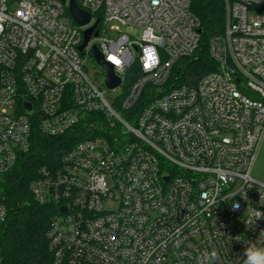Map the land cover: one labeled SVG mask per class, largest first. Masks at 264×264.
<instances>
[{"label": "built area", "instance_id": "2783aa9c", "mask_svg": "<svg viewBox=\"0 0 264 264\" xmlns=\"http://www.w3.org/2000/svg\"><path fill=\"white\" fill-rule=\"evenodd\" d=\"M75 1L87 24L70 0H0V223L1 182L35 129L73 132L71 149L29 184L58 208L52 264H243L264 230V183L251 176L264 137V0H225L224 32L209 42L217 68L195 85L174 75L200 48L191 0ZM152 49L158 63L145 70Z\"/></svg>", "mask_w": 264, "mask_h": 264}, {"label": "trees", "instance_id": "16d2710c", "mask_svg": "<svg viewBox=\"0 0 264 264\" xmlns=\"http://www.w3.org/2000/svg\"><path fill=\"white\" fill-rule=\"evenodd\" d=\"M191 10L201 24L200 48L194 56L178 62L174 75L177 83L195 85L217 68L209 42L224 32L225 0H191ZM78 139L73 132L51 136L36 128L31 150L5 175L1 184L8 217L0 223V264H52L47 232L58 208L37 202L29 184L40 165L56 163Z\"/></svg>", "mask_w": 264, "mask_h": 264}, {"label": "clouds", "instance_id": "9594fccd", "mask_svg": "<svg viewBox=\"0 0 264 264\" xmlns=\"http://www.w3.org/2000/svg\"><path fill=\"white\" fill-rule=\"evenodd\" d=\"M152 2L155 5L159 3V0H152ZM18 15L27 18L24 12H19ZM142 62L145 70L154 67L158 63V55L156 54L155 49L147 52L146 57L143 58ZM116 63H120V61H116ZM234 207H238V205H234ZM262 244H264V230L261 231L258 240L247 242V247L243 252V264H264V246H261Z\"/></svg>", "mask_w": 264, "mask_h": 264}, {"label": "water", "instance_id": "95a60500", "mask_svg": "<svg viewBox=\"0 0 264 264\" xmlns=\"http://www.w3.org/2000/svg\"><path fill=\"white\" fill-rule=\"evenodd\" d=\"M69 9H70L71 15L79 24L84 25L90 21L91 15L87 11L80 9L77 6L75 0H70ZM98 22H99V20H96L95 24L85 31V39H84V43L81 46V48L84 47L87 44V42L89 41V39L92 35V32H93L95 26L98 24ZM97 34H98V32L95 31L94 35L97 36ZM92 51L98 60L102 58L101 53L99 52V50L95 46L92 47ZM102 63L108 72V77L106 80L107 85L110 88H114V87L118 86L120 84V79L115 76V74L113 72V66L108 62L103 61ZM27 108L28 109L30 108L29 104L27 105ZM60 210L63 211V210H65V208L61 207Z\"/></svg>", "mask_w": 264, "mask_h": 264}, {"label": "rangeland", "instance_id": "374dc122", "mask_svg": "<svg viewBox=\"0 0 264 264\" xmlns=\"http://www.w3.org/2000/svg\"><path fill=\"white\" fill-rule=\"evenodd\" d=\"M129 35L130 36H138L139 31L135 29H130L129 30ZM92 67L90 68L89 75L95 79L97 78L99 81H103L104 79V68L101 64L99 63H93L91 65ZM118 94V91H110L106 93L107 97H111ZM251 176L255 180L264 183V137L263 140L260 144L259 150L256 155V159L254 161V164L251 169Z\"/></svg>", "mask_w": 264, "mask_h": 264}, {"label": "snow or ice", "instance_id": "6c2138e0", "mask_svg": "<svg viewBox=\"0 0 264 264\" xmlns=\"http://www.w3.org/2000/svg\"><path fill=\"white\" fill-rule=\"evenodd\" d=\"M151 58V57H150Z\"/></svg>", "mask_w": 264, "mask_h": 264}]
</instances>
